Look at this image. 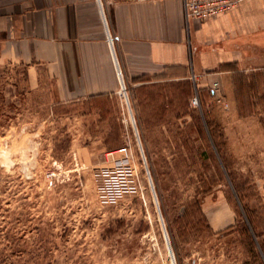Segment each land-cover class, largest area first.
Masks as SVG:
<instances>
[{"label":"rangeland","instance_id":"374dc122","mask_svg":"<svg viewBox=\"0 0 264 264\" xmlns=\"http://www.w3.org/2000/svg\"><path fill=\"white\" fill-rule=\"evenodd\" d=\"M248 56L206 87L98 101L52 102L0 67V264H264V66Z\"/></svg>","mask_w":264,"mask_h":264},{"label":"crops","instance_id":"0c3cea01","mask_svg":"<svg viewBox=\"0 0 264 264\" xmlns=\"http://www.w3.org/2000/svg\"><path fill=\"white\" fill-rule=\"evenodd\" d=\"M103 11L113 53L95 0H0V67L21 69L27 87L52 102H70L116 98L113 58L131 98L206 87L208 72L226 73L249 54L264 66V0L187 24L181 0L119 1ZM81 116L99 119L100 108L92 103Z\"/></svg>","mask_w":264,"mask_h":264},{"label":"built area","instance_id":"2783aa9c","mask_svg":"<svg viewBox=\"0 0 264 264\" xmlns=\"http://www.w3.org/2000/svg\"><path fill=\"white\" fill-rule=\"evenodd\" d=\"M119 1L153 2L157 0H95L98 6V9H99L100 15H101L102 23L104 24V28L107 33V42L109 44V47L112 53H113V50H112L113 40L111 36L108 34L107 23H106L104 11H103V6L105 4H112V3L119 2ZM181 1H182V6H183L184 20L187 24L189 21H192V20L202 22V21H205L211 18H215L219 15L226 14L232 11L233 9H235L237 5L243 0H181ZM113 62L116 67V76H117L118 83H119V94H121L123 98H128L126 87L122 80L121 71L117 65L115 58H113ZM192 77L194 79V76ZM210 89L213 91L218 90V83L213 82L212 85L210 86ZM191 98H192L191 104L193 106H198L197 93L194 94ZM111 153H120V155H122L123 157H121L119 161H122L124 158L127 157L128 152H127V149L123 148V149H119ZM120 167L121 168L119 169H121L122 171H124L126 168V166H123L122 162H120ZM127 171H129L128 165H127Z\"/></svg>","mask_w":264,"mask_h":264},{"label":"trees","instance_id":"16d2710c","mask_svg":"<svg viewBox=\"0 0 264 264\" xmlns=\"http://www.w3.org/2000/svg\"><path fill=\"white\" fill-rule=\"evenodd\" d=\"M187 85V84H186ZM187 87V92H189L190 91V88H189V86H186ZM190 95V94H189ZM187 98H191V96H187ZM249 221V220H248ZM250 225H252V223H251V221H250V223H249ZM243 227H244V224H243ZM245 232H247L248 233V229H246V226H245Z\"/></svg>","mask_w":264,"mask_h":264},{"label":"bare ground","instance_id":"6f19581e","mask_svg":"<svg viewBox=\"0 0 264 264\" xmlns=\"http://www.w3.org/2000/svg\"><path fill=\"white\" fill-rule=\"evenodd\" d=\"M135 122V121H134Z\"/></svg>","mask_w":264,"mask_h":264}]
</instances>
